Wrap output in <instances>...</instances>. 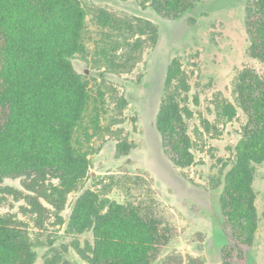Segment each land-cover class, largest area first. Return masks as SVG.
<instances>
[{
    "label": "trees",
    "instance_id": "trees-1",
    "mask_svg": "<svg viewBox=\"0 0 264 264\" xmlns=\"http://www.w3.org/2000/svg\"><path fill=\"white\" fill-rule=\"evenodd\" d=\"M199 1L141 3L174 20ZM89 15L82 0H0V188L6 178L22 180L29 191L24 195L29 206L25 213L39 230L51 216L64 223L68 196L83 187L91 167L92 140L103 130L105 94L97 90L95 95L91 81L73 63L87 56L83 37ZM92 18L110 30L101 55L113 72L130 71L145 43L158 40V28L148 19H123L104 8ZM245 24L251 52L264 62V0H247ZM237 89L248 119L220 195L227 239L223 264H247L259 226L253 182L256 165L264 162V80L244 70ZM189 90L186 73L174 58L167 68L156 124L166 154L179 167L195 162L187 120L192 115ZM126 104L125 99L118 102L120 108ZM224 107L229 118L236 114L232 104ZM131 148L127 141L117 143L119 155ZM67 231L93 232V245L79 250L89 264H152L171 233L154 211L153 200L120 202L92 189L76 199ZM43 244L27 221L0 213V264H35L37 248ZM45 262L71 264L55 249ZM191 264L203 263L193 259Z\"/></svg>",
    "mask_w": 264,
    "mask_h": 264
},
{
    "label": "rangeland",
    "instance_id": "rangeland-1",
    "mask_svg": "<svg viewBox=\"0 0 264 264\" xmlns=\"http://www.w3.org/2000/svg\"><path fill=\"white\" fill-rule=\"evenodd\" d=\"M90 10L84 43L87 56L73 59L76 70L105 94L102 132L92 140L91 167L83 187L68 196L62 212L64 223L51 216L39 230L24 195L29 193L20 178H6L0 188V213H13L29 223L44 243L37 248L35 264H46L54 249L71 264H89L79 250L93 245L92 231H67L76 199L86 189L124 202L153 200L154 211L171 229L170 240L152 264H223L226 243L220 195L225 175L233 166L236 146L243 135L247 115L239 103L238 82L244 70L264 80V62L251 52L246 31L247 0H200L178 19H166L141 0H82ZM98 8L129 20L144 18L158 28V40H149L141 58L130 71L113 72L101 49L110 30L92 18ZM134 40V39H132ZM177 58L190 90L187 105L189 133L194 142L195 162L179 167L165 152L157 129V115L164 95L167 68ZM127 100L120 108L118 102ZM225 104L236 114L229 118ZM127 141L128 154L117 153V143ZM137 178L141 183L136 184ZM259 226L248 252L247 264H264V162L256 165L253 182ZM46 204V203H45ZM240 262H244L239 259Z\"/></svg>",
    "mask_w": 264,
    "mask_h": 264
}]
</instances>
